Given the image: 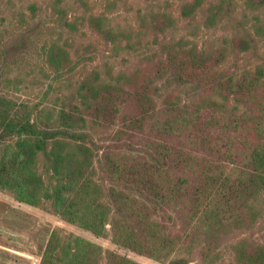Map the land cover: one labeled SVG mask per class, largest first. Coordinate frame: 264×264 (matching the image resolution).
<instances>
[{"label":"trees","instance_id":"1","mask_svg":"<svg viewBox=\"0 0 264 264\" xmlns=\"http://www.w3.org/2000/svg\"><path fill=\"white\" fill-rule=\"evenodd\" d=\"M232 1H186L178 16L150 3L132 23L122 15L132 0H50L67 37L42 47L43 61L67 93L17 107L0 97V191L156 262L264 264V244L241 236L264 193V64L227 70L232 50L254 48L246 35L230 47L176 36L185 22L195 37L198 14L214 27ZM244 3L264 10V0ZM81 27L115 47L125 41L137 64L72 80L93 61L90 46L80 53L67 41ZM58 250L61 264H139L72 234Z\"/></svg>","mask_w":264,"mask_h":264},{"label":"rangeland","instance_id":"2","mask_svg":"<svg viewBox=\"0 0 264 264\" xmlns=\"http://www.w3.org/2000/svg\"><path fill=\"white\" fill-rule=\"evenodd\" d=\"M49 1L0 0V97L11 100L14 107L21 103L48 104L55 94L67 93L64 82L60 78L57 80V76L43 61L42 47H47L52 39H57L59 32L62 34L60 43L67 37L66 30L58 28L54 22L56 16L52 15ZM186 1L191 0H132L130 12H124L122 15L134 23L133 14L138 8L142 9L150 3L161 6L167 3L173 15L178 16L181 4ZM32 5L36 8L34 12L29 9ZM77 9L80 10L78 7ZM68 16L72 19L74 15L69 12ZM196 25L198 30L195 37L190 35L185 22H181L182 27L176 36L190 38L196 41L199 47L219 46L225 40L230 47L238 37L245 35L252 40L253 49L245 53H237L233 50L229 53L226 63L229 72L253 68L259 63L264 64V31L260 34L256 32L258 25L264 28V10L249 8L244 0H233L221 11L214 27L204 28L199 14ZM81 31L74 35L73 41L69 38L67 41L72 47L71 50H78L80 53L83 47L90 46V50L93 51L91 54L93 61L86 64L82 70L78 68L72 80L80 78L83 72L94 68L103 73L105 65L112 68L113 72H117L129 70L137 64L138 58L135 52L124 48L125 41L121 42L119 47H115L114 44L102 40L86 28L81 27ZM49 85H53L55 89L50 92L49 99L43 100L42 95ZM93 138L105 140V135L99 132L93 135ZM107 184L105 182V185ZM258 206L261 214L257 223L250 231L241 233V236L264 244V193L260 195ZM45 207L46 209H42L21 203L11 194L0 191V264H41L44 258L49 259L48 264H61L58 261V249L63 244L64 238L70 234L139 264H166L118 247L110 241V238H99L75 225L68 224L54 215L48 204H45ZM53 234L60 239L58 249L52 254L45 255Z\"/></svg>","mask_w":264,"mask_h":264}]
</instances>
